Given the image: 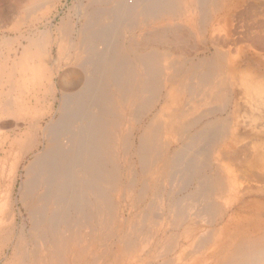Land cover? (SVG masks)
I'll use <instances>...</instances> for the list:
<instances>
[{
	"label": "bare ground",
	"instance_id": "1",
	"mask_svg": "<svg viewBox=\"0 0 264 264\" xmlns=\"http://www.w3.org/2000/svg\"><path fill=\"white\" fill-rule=\"evenodd\" d=\"M12 2L48 58L0 77V264H264V0Z\"/></svg>",
	"mask_w": 264,
	"mask_h": 264
},
{
	"label": "rangeland",
	"instance_id": "2",
	"mask_svg": "<svg viewBox=\"0 0 264 264\" xmlns=\"http://www.w3.org/2000/svg\"><path fill=\"white\" fill-rule=\"evenodd\" d=\"M12 1L13 0H7V1L6 0H0V77L2 74L7 75V76L8 75L11 76L13 74H16V65L18 64V66H20L19 62L23 59L24 56H26V58H27L26 68H28L27 73L30 76V79L32 80L31 84H30V89H31L32 93H30L28 100H29V103L32 105V103H34V101H35V98H34V96L36 95L35 93L39 92V89H40L39 84L41 83L40 81H42V78H39L38 75L36 77H34V76L38 73H41V75H42V72H44L43 70H45V68H46V66H45L46 61H47L46 58H48V49L43 44L44 40L46 41V38H44L43 35L41 34V33H43V31L46 30L45 29L46 26H44L42 23H39L36 25V27L34 26L31 28V20H30L29 16L26 14V12H23L22 14L19 15L21 17L22 24H21V27L18 28L16 18H15L17 16L15 13H17V12L13 11L14 10L13 8H15V6H14V3ZM79 1L80 0H65L64 5L62 7L61 17H63L64 15H67L69 13V11H71V10H73L74 13H76V16H78L80 14V11L77 7V5H79ZM162 1L165 2L168 0H162ZM74 2H75V5L76 4L77 5H76L75 9H72L74 7L73 6ZM12 4H13V6H12ZM202 5L198 6V9L200 8L201 12H203V10H206V6L205 5L202 6ZM199 12H200V10H199ZM199 12L197 11L198 19H199V16H202L203 18L201 17L202 19L200 18L199 19L200 21H197L198 23L197 22L194 24L193 23H184V27L180 28V32L185 31L188 33L187 34L184 32L185 34H182V35L184 37L187 36L186 38L188 39V42L191 46V49H190L191 55L202 58L205 55L210 56L213 49H209L208 52L205 51L210 46V42L207 40L208 37L203 33L205 31V25L203 24V22H201V20L205 19V16H204L205 12H203V13L200 12L201 13L200 15H199ZM59 19H60V16L57 17L56 19H54L55 23L59 22ZM152 23L153 22L148 23L147 26L159 25V23H156V24H154V23L152 24ZM146 24H147L146 20L143 18L137 19L134 22V26H138V25L146 26ZM186 24H187V26H186ZM190 24H192L193 26ZM175 25L177 26V24H175ZM175 25H173V26L176 27ZM188 25L192 26V28L189 29ZM185 26H186V28H185ZM197 26H200V28H198ZM201 27L203 28V32H202ZM158 29H159V31L156 30V31H158V33L161 31L162 32L164 31L163 27H159ZM187 29L191 33L196 32V30H197V32L195 34L194 33L191 34L190 32H188ZM193 29H194V31H193ZM36 32L39 35H37L36 37H34V39H32L31 37H33V35ZM139 34H140V32H139ZM202 34H203V36H202ZM196 35H198V36H196ZM129 36L130 35H127V36H125V38H123V35H122L119 38V43L121 45H122V43H124L125 46H128V44H130V42H131L130 38H128ZM189 36L193 39H191ZM194 36H196L197 38ZM204 37L206 40L202 39ZM197 44H198V47H200L199 49L197 47ZM242 44L246 45L247 43H241L240 45H238V48H239V46H243ZM232 46L233 47L235 46V48H237L236 45H232ZM232 46H231V49H232ZM201 47H202V49H201ZM233 49H232V53L236 55L237 54L236 51L238 49H235L236 51ZM210 50H212V51L210 52ZM194 51H195V53H194ZM234 51H235V53H234ZM196 52H198V54H196ZM192 53H194V54H192ZM56 62L57 61H55V58H52V60L50 61L49 65H48V68H49V66L51 68L53 65H55ZM18 71L21 72L20 67L18 68ZM43 74L45 75L47 73H43ZM0 81H1V79H0ZM10 89H11V85H9V83H8V86L5 90H6V92H9ZM2 122L7 123L8 120L7 121L2 120ZM147 123H148V119L146 118L144 121V125L145 124L147 125ZM10 129H13V126H11L9 124V126L7 127V130H10ZM113 201H115L114 203L117 204V207L115 208V210L119 213V216L121 218L122 212H123V200H122V198H119V200L114 199ZM104 217H108V215L106 214Z\"/></svg>",
	"mask_w": 264,
	"mask_h": 264
}]
</instances>
